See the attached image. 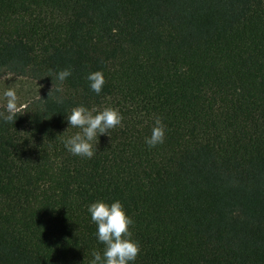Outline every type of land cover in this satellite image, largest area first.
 I'll list each match as a JSON object with an SVG mask.
<instances>
[{"label":"trees","instance_id":"trees-1","mask_svg":"<svg viewBox=\"0 0 264 264\" xmlns=\"http://www.w3.org/2000/svg\"><path fill=\"white\" fill-rule=\"evenodd\" d=\"M7 74L47 88L0 119V264H89L98 199L132 219L131 264H264V0H0ZM76 105L122 117L91 158L62 143Z\"/></svg>","mask_w":264,"mask_h":264},{"label":"clouds","instance_id":"clouds-1","mask_svg":"<svg viewBox=\"0 0 264 264\" xmlns=\"http://www.w3.org/2000/svg\"><path fill=\"white\" fill-rule=\"evenodd\" d=\"M70 75L68 68L61 69L56 73L57 81H63ZM88 87L94 93L99 94L104 84L101 71H90L86 75ZM59 91V89H57ZM2 96L5 100L4 112L0 113V119L13 121L17 113H22L17 107V96L14 89L6 88ZM67 126L71 125L78 131L68 135L62 143L65 149L77 156L91 158L94 154V138L99 134L108 135L115 126L120 125L121 115L113 107L91 109L84 105H76L64 115ZM64 131V130H63ZM165 126L159 116L153 119L150 134L144 137V143L148 147H154L164 141ZM90 219L96 225L95 236L98 242L103 244L102 252L91 251L89 264H131L135 261L139 251L137 241L131 238L129 225L132 219L125 213L121 202L113 200L110 203L98 199L87 205Z\"/></svg>","mask_w":264,"mask_h":264},{"label":"rangeland","instance_id":"rangeland-1","mask_svg":"<svg viewBox=\"0 0 264 264\" xmlns=\"http://www.w3.org/2000/svg\"><path fill=\"white\" fill-rule=\"evenodd\" d=\"M6 88L15 90L17 107L20 108L24 103L37 98L46 90L47 86L27 76H17L13 74L0 76V107H4L5 104L2 93Z\"/></svg>","mask_w":264,"mask_h":264}]
</instances>
